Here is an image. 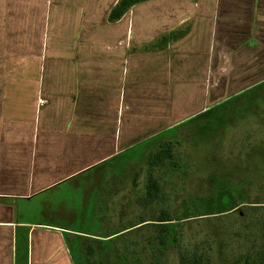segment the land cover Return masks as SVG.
I'll list each match as a JSON object with an SVG mask.
<instances>
[{"label":"crops","instance_id":"0c3cea01","mask_svg":"<svg viewBox=\"0 0 264 264\" xmlns=\"http://www.w3.org/2000/svg\"><path fill=\"white\" fill-rule=\"evenodd\" d=\"M118 2L0 0V264H82L120 154L264 85V0Z\"/></svg>","mask_w":264,"mask_h":264},{"label":"rangeland","instance_id":"374dc122","mask_svg":"<svg viewBox=\"0 0 264 264\" xmlns=\"http://www.w3.org/2000/svg\"><path fill=\"white\" fill-rule=\"evenodd\" d=\"M167 140L169 149L162 144ZM167 140L111 164L117 175L102 180L100 208L91 216L108 238L82 264H231L261 237L264 85L180 126ZM151 181L157 195L146 204ZM162 211L173 220L153 223Z\"/></svg>","mask_w":264,"mask_h":264},{"label":"trees","instance_id":"16d2710c","mask_svg":"<svg viewBox=\"0 0 264 264\" xmlns=\"http://www.w3.org/2000/svg\"><path fill=\"white\" fill-rule=\"evenodd\" d=\"M140 1L143 0H119L118 4L112 9L110 13L111 21L118 19L124 13V11H127L132 5ZM170 143L171 142L167 140V141H163L162 144L169 149ZM166 148L165 149L163 148L164 151H166ZM159 157H161V154H156L154 156V158L156 159ZM147 188H148L147 191L148 199L146 200L147 201L146 204L153 201L154 197L157 195L156 190L158 186L155 182L151 181L148 184ZM151 220L153 221V223L167 225L173 220V218L168 212L162 211L160 212L159 218L157 219L151 218ZM246 247L247 248L241 251L239 257H237V259H234L231 262V264H264V224H263V229L261 231V237L252 239L251 241H249ZM87 248L89 251L92 252H94L95 250L93 246ZM197 261L195 264L198 263ZM182 264H185L184 260H182Z\"/></svg>","mask_w":264,"mask_h":264}]
</instances>
